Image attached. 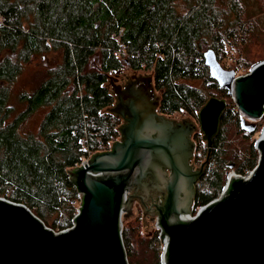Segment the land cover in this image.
Segmentation results:
<instances>
[{"label":"trees","instance_id":"16d2710c","mask_svg":"<svg viewBox=\"0 0 264 264\" xmlns=\"http://www.w3.org/2000/svg\"><path fill=\"white\" fill-rule=\"evenodd\" d=\"M263 13L258 0H0V197L26 205L46 225L56 215L53 224L70 227L80 200L70 171L120 139L121 118L109 110L116 101L110 73L152 69L165 113L192 114L205 104L210 91L190 80H203L235 109L204 53L215 50L221 62L228 47L236 51L256 36ZM54 51L61 60L21 94L25 108L16 112L11 84L34 57ZM247 61L238 57L236 67L249 69ZM41 107L47 110L37 131L25 130ZM216 141H224L220 129ZM257 159L252 152L237 170L247 172ZM225 165L210 170L206 188L216 192L201 191L198 205L216 196Z\"/></svg>","mask_w":264,"mask_h":264},{"label":"water","instance_id":"95a60500","mask_svg":"<svg viewBox=\"0 0 264 264\" xmlns=\"http://www.w3.org/2000/svg\"><path fill=\"white\" fill-rule=\"evenodd\" d=\"M204 58L211 76L232 93L242 128L252 131L246 117L264 116V60L237 76L221 65L215 50ZM123 70L135 73L125 87L110 73L116 101L109 110L125 119L121 138L70 171L82 194L73 226L54 232L26 205L0 197V264H128L121 222L134 212V185L144 193L168 192L159 215L144 216L147 230L160 222L161 237L168 235L163 264H264V129L254 143L259 161L253 172L228 176L219 194L183 216L192 213L193 183L201 174L189 164L195 124L158 113L153 71ZM226 108L225 98L211 96L199 111L209 146Z\"/></svg>","mask_w":264,"mask_h":264},{"label":"rangeland","instance_id":"374dc122","mask_svg":"<svg viewBox=\"0 0 264 264\" xmlns=\"http://www.w3.org/2000/svg\"><path fill=\"white\" fill-rule=\"evenodd\" d=\"M254 1V0H253ZM264 4V0H258ZM253 4L251 3L250 6ZM258 31L256 36L249 37L250 40L248 43L242 44L236 51L232 50L228 47L229 51L227 56H225L221 60V65L225 69L235 70L237 76H242L251 70V68L258 62L264 60V13L262 14L260 20L257 22ZM246 56L248 58L247 63L250 64L249 69L242 70L237 65V59L240 56ZM61 60V52L54 51L50 52L43 56H37L32 59L31 62L25 64L24 68L22 69L21 73L17 77V79L11 84V96L10 102L14 106L15 111L19 112L25 108L24 99H20L21 94L24 91L31 92L33 89L38 85L41 79H43L46 70L49 67L54 66ZM93 63L98 66V59L94 58ZM127 66L123 67L122 69L126 68ZM236 67V68H235ZM238 68V69H237ZM134 69V68H133ZM141 70H148V69H141ZM152 71V69H149ZM193 85L200 86V88H205L206 91H210L209 97L217 96L213 94L212 87L209 88L206 86L203 80H190ZM218 83V82H217ZM155 87V86H154ZM160 93V90H157ZM219 97V96H217ZM222 98V97H219ZM225 98V97H224ZM227 101V108L225 110L224 116L227 120L220 125V131H222L224 141L221 142V146L217 147L215 152H217V161L212 159V161L208 164L206 177L202 182H200V189L201 191L208 193H213L216 188H206L207 187V177L210 174V170H214V168L224 169L222 167V163H226L227 169L224 170L222 178H221V187L217 194L221 192L223 189L225 182L228 176H234L235 174L238 175H248L252 173L255 169L256 165L259 161V155L254 168L248 169L247 172L240 173L237 168L238 167H245L244 164L247 160L246 158H250L252 152H257L255 147V141L259 139L261 131L264 129V116L259 119H251L246 117L247 123L258 124L256 127V131L250 133L248 130L242 128L239 125L241 115L238 109L236 102L235 109L232 108L230 105V99L225 98ZM236 108L238 114L236 113ZM47 108L41 107L38 108L36 111L31 113L28 118L24 122L25 130L28 131H37L40 121L42 120ZM198 110L196 113L188 114L194 120L197 121V124L200 126V121L198 118L199 114ZM230 113V116H227ZM227 116V117H226ZM219 132V131H218ZM200 138L204 136V132L199 130ZM201 146L207 145V140L201 139ZM217 145H219L217 143ZM258 153V152H257ZM216 161V162H214ZM222 161V162H221ZM216 164V165H215ZM80 192V191H79ZM216 192V191H215ZM216 194V195H217ZM81 198V196H80ZM80 200H77V202ZM195 207L192 210V213H189L190 216L193 215L201 206ZM62 214L60 213L59 216ZM56 215L50 216L48 218V225L54 231H59L62 229L60 219L53 224ZM122 225H123V238L125 241L128 242L127 244V257H128V264H163L165 260V246L166 242L168 241L167 238H162L160 231H161V224L160 222L156 223L154 228L149 231L145 227V220L143 215V210L139 207V205L134 206V212L128 218L122 216ZM128 235V240H127ZM126 247V246H125Z\"/></svg>","mask_w":264,"mask_h":264},{"label":"flooded vegetation","instance_id":"af4514ba","mask_svg":"<svg viewBox=\"0 0 264 264\" xmlns=\"http://www.w3.org/2000/svg\"><path fill=\"white\" fill-rule=\"evenodd\" d=\"M134 74H131L123 69H120V70H117L115 74L111 76L117 77V80H114V81L116 83L121 84L123 87H125L126 85H128V83L135 80ZM110 80L111 79L109 75L108 84H110ZM153 83H154V77H153ZM154 86H155V83H154ZM156 91L157 89L155 87V93H157ZM160 103H161V97H159V105L157 109L159 114H164L168 119L174 120L177 123L183 122V120L186 119L189 122L195 124V129L190 135V139L191 141L195 143V145L193 147L192 155L189 157V164L192 167L193 171H201V174L197 176V178L194 180V183H193L194 190H193V195H192V199L190 203V209L193 210L195 209V207H197L198 202H199V193L201 192L200 182H202V180H204L206 177V173H207L206 171H207L208 164L212 161L213 158L214 160L217 159V152H215V150L218 147L217 141H216L218 132L214 136L211 146H209L208 141H207V145L201 146L202 145L201 139L205 140V138L204 136L200 138V135H199L200 126L197 124V121L194 120L192 117H190L188 115L189 113L185 110L175 111L172 113L162 112L160 110ZM221 119H222V116H221ZM124 122H125V119L121 118V124ZM220 124H221V120H220ZM257 126L258 124L256 123L254 125L253 130L249 132L252 133L256 131L255 129ZM219 129H220V125H219ZM120 138H121V134H120ZM168 171L170 175V170ZM129 193H131L134 196L132 198V200L134 201L133 207L139 205V207L143 210V215L146 218L148 216L150 220L155 219V217L159 215V209L166 203V200L168 197V192L166 190L164 191V190L154 189V190L149 191L148 193L147 192L144 193V192H141L140 189L139 191H136V185L133 186V188L131 189Z\"/></svg>","mask_w":264,"mask_h":264},{"label":"built area","instance_id":"2783aa9c","mask_svg":"<svg viewBox=\"0 0 264 264\" xmlns=\"http://www.w3.org/2000/svg\"><path fill=\"white\" fill-rule=\"evenodd\" d=\"M92 153H89V155H91ZM88 155V156H89ZM87 156V157H88ZM87 157H85V159L82 161V162H84L85 160H86V158ZM249 174H251V173H249ZM248 174V175H249ZM246 176V175H245ZM231 177H244V175H238V174H235L234 176H231ZM80 196H81V198H80V201H74V203H77V205H78V208H79V206H80V204H81V201H82V194H81V192H80ZM78 208H77V211H78ZM77 213V212H76ZM76 215V214H75ZM74 219H75V216H74ZM74 219H73V224H74ZM73 224L70 226V227H72L73 226ZM70 227H67V228H70ZM67 228H64V229H67ZM53 230V229H52ZM62 230V229H61ZM54 231V230H53ZM54 232H56V231H54ZM121 232H122V234H123V225H122V222H121Z\"/></svg>","mask_w":264,"mask_h":264},{"label":"bare ground","instance_id":"6f19581e","mask_svg":"<svg viewBox=\"0 0 264 264\" xmlns=\"http://www.w3.org/2000/svg\"><path fill=\"white\" fill-rule=\"evenodd\" d=\"M183 216H190V214H184ZM165 238H167V240L169 239L167 234H166ZM166 243H167V242H166ZM165 253H166V246H165ZM164 261H165V260H164Z\"/></svg>","mask_w":264,"mask_h":264}]
</instances>
